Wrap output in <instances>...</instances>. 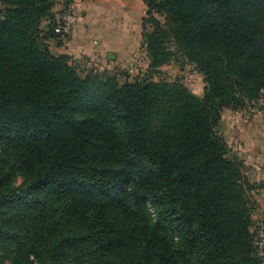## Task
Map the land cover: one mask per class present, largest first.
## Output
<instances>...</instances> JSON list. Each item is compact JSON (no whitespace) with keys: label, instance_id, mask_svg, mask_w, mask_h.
Returning a JSON list of instances; mask_svg holds the SVG:
<instances>
[{"label":"trees","instance_id":"obj_1","mask_svg":"<svg viewBox=\"0 0 264 264\" xmlns=\"http://www.w3.org/2000/svg\"><path fill=\"white\" fill-rule=\"evenodd\" d=\"M142 1L148 69L183 55L203 97L53 54L74 0H0V264H264L217 131L264 89V0Z\"/></svg>","mask_w":264,"mask_h":264},{"label":"rangeland","instance_id":"obj_2","mask_svg":"<svg viewBox=\"0 0 264 264\" xmlns=\"http://www.w3.org/2000/svg\"><path fill=\"white\" fill-rule=\"evenodd\" d=\"M54 1V11L58 12L63 7V0ZM1 8L2 5L0 4ZM75 10L80 17L82 15L80 7L79 9L78 7L75 8ZM92 15L94 17L92 20L96 26L93 29L95 35L101 34L100 38L105 40L116 35L115 30L111 28V26H114L113 23L102 24V16L98 14L97 10L96 12L94 10ZM156 17L161 22L164 21L162 16L156 15ZM86 20L87 16L83 18L84 22ZM49 46L52 52L57 55L55 43L51 42ZM132 61H135L138 67L137 70L130 73L127 68ZM147 61L148 58L144 53L140 58L128 61L126 65L118 66L116 69H99L90 60L87 62L83 61V64H78V69L83 75L89 68H93L95 71L108 70L115 72L120 80L133 81L137 78H151L153 81H178L185 85L194 95L203 97L205 89L204 76L183 55L176 54L168 64L153 71L148 69ZM217 131L227 144L228 155L236 157L242 162L245 176L255 186L248 196L253 219V227L251 229L255 233V242L258 246V242L264 238V89L260 90L253 101L248 102L245 100L243 105L236 109L224 107L220 111V122ZM22 181L23 177L17 174L13 177L12 184L18 185ZM146 205L150 217L154 218L152 208L147 203ZM171 236L176 239L175 234L171 233ZM6 264L10 263L6 262Z\"/></svg>","mask_w":264,"mask_h":264},{"label":"crops","instance_id":"obj_3","mask_svg":"<svg viewBox=\"0 0 264 264\" xmlns=\"http://www.w3.org/2000/svg\"><path fill=\"white\" fill-rule=\"evenodd\" d=\"M73 7H80L82 15L61 45L54 42L57 55H66L70 62L77 64L90 60L99 69L108 70L122 67L128 61L144 55L141 48V20L145 16L146 7L142 0H74ZM94 10L102 16V24H114L111 28L116 32L115 36L105 40L100 38L101 34L93 33L96 27L92 20Z\"/></svg>","mask_w":264,"mask_h":264},{"label":"built area","instance_id":"obj_4","mask_svg":"<svg viewBox=\"0 0 264 264\" xmlns=\"http://www.w3.org/2000/svg\"><path fill=\"white\" fill-rule=\"evenodd\" d=\"M78 12L75 10L73 6H70L66 11L64 12H58L56 14V19L62 21V25L60 27L61 32L63 34H69L73 27L76 24V21L78 19ZM137 63L135 61H132L127 70L130 73H133L135 70H137ZM259 251L261 254L264 253V238L258 242Z\"/></svg>","mask_w":264,"mask_h":264}]
</instances>
